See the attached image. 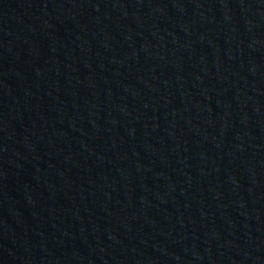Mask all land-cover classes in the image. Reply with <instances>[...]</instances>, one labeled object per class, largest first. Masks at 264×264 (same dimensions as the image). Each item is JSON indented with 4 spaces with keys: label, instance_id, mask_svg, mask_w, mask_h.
Masks as SVG:
<instances>
[{
    "label": "water",
    "instance_id": "1",
    "mask_svg": "<svg viewBox=\"0 0 264 264\" xmlns=\"http://www.w3.org/2000/svg\"><path fill=\"white\" fill-rule=\"evenodd\" d=\"M248 0H0V211L155 97Z\"/></svg>",
    "mask_w": 264,
    "mask_h": 264
}]
</instances>
